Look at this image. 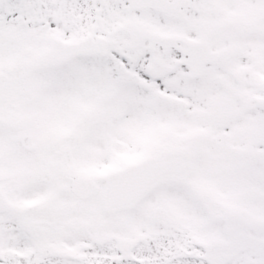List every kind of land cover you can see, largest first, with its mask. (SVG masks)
Masks as SVG:
<instances>
[{
  "label": "snow or ice",
  "instance_id": "obj_1",
  "mask_svg": "<svg viewBox=\"0 0 264 264\" xmlns=\"http://www.w3.org/2000/svg\"><path fill=\"white\" fill-rule=\"evenodd\" d=\"M0 264H264V0H0Z\"/></svg>",
  "mask_w": 264,
  "mask_h": 264
}]
</instances>
